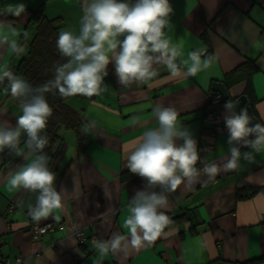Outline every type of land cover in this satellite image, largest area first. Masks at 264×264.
Instances as JSON below:
<instances>
[{
    "label": "crops",
    "instance_id": "0c3cea01",
    "mask_svg": "<svg viewBox=\"0 0 264 264\" xmlns=\"http://www.w3.org/2000/svg\"><path fill=\"white\" fill-rule=\"evenodd\" d=\"M18 3L27 6L26 14L0 15V70L11 71L25 53L27 42L23 44V40L33 37L29 17L36 9H43L49 17H60V32L78 35L80 31L83 0H0V8ZM170 3L174 9L173 29L167 37L173 44L182 45V55L176 59L181 67L179 75L172 76L166 66L159 65L158 75L148 83L122 86L114 64H110L105 77L108 92L92 100L80 96L68 100L83 116L89 145L79 150L75 133L66 130L62 139L46 151L51 158L49 168L57 177V191L62 194L63 209L58 212L59 220L49 217L41 222L54 221L61 224L59 227L33 238L28 228L33 221L28 205H35V194L10 189L9 173L34 157L26 161L7 150L0 153V261L20 257L22 264H244L264 255V191L251 198L236 197V191L248 184L264 188V152L256 155V163L241 160L239 171L220 170L211 177L201 173L197 182L183 183L174 192L165 193L168 207L162 211L169 219L182 213H188L189 218L166 228V235L153 244L103 258L94 247L95 240H107L113 233L127 235L123 222L130 215L129 204L146 183L126 167L127 156L144 132L158 129L152 115L157 104L174 108L178 121L197 140L199 153L208 163L222 166L229 154L228 133L214 135L213 123L206 114L215 109L224 120L225 103L235 104L246 88L244 81L228 88L225 74L251 60L258 70L252 78L255 100L250 105L264 124V0ZM12 41L22 51L14 52ZM196 50H204L202 63L208 57L212 62L190 76L182 62L190 64L189 53ZM216 83L224 85L229 98L212 105ZM20 115L9 87L0 83V124L14 127ZM133 117H139L140 124L134 125ZM209 144L211 149L204 150ZM21 151L26 152L23 144ZM74 225L84 232L81 244Z\"/></svg>",
    "mask_w": 264,
    "mask_h": 264
},
{
    "label": "clouds",
    "instance_id": "9594fccd",
    "mask_svg": "<svg viewBox=\"0 0 264 264\" xmlns=\"http://www.w3.org/2000/svg\"><path fill=\"white\" fill-rule=\"evenodd\" d=\"M26 12L23 3L0 8V15L20 17ZM173 12L170 0H83L79 34L63 30L56 40L60 56L67 59L55 66L53 79L34 87L10 70H0V83L7 80L11 96L22 109L14 127L0 124V153L7 150L26 161L34 157L9 173L10 189L35 194V205H28V215L33 221L39 223L49 217L59 220L58 212L63 209L62 194L56 188L57 177L49 168L51 158L45 152L49 140L43 133L53 115L46 94L58 92L62 98L100 96L109 91L105 77L109 75L110 64H114L122 86L148 83L158 75L159 65L166 66L172 76L179 75L181 67L176 59L182 55V45L173 44L167 37V32L173 29ZM10 47L17 53L22 51L15 41ZM203 51L189 53L190 64L182 62L187 75L195 76L210 66L211 57L201 62ZM224 108L230 147L222 166L201 158L197 140L178 121L174 108L160 104L153 108L152 115L159 127L143 133L127 156L126 164L131 173L146 181L145 188L136 191L129 204L130 215L123 222L127 235L117 232L107 240L94 241L101 258L127 254L130 249L149 246L166 235L171 221L162 211L168 207L165 193L174 192L183 183L197 182L202 171L211 177L220 170L239 171L241 160L256 163V155L264 152V124L253 123L247 108L237 112L232 102H226ZM140 122L139 117L132 118L134 125ZM22 144L26 152L21 151ZM242 148L252 151L242 152ZM198 163H203L204 168H197Z\"/></svg>",
    "mask_w": 264,
    "mask_h": 264
},
{
    "label": "trees",
    "instance_id": "16d2710c",
    "mask_svg": "<svg viewBox=\"0 0 264 264\" xmlns=\"http://www.w3.org/2000/svg\"><path fill=\"white\" fill-rule=\"evenodd\" d=\"M29 23L34 27L33 37L28 41L24 38L23 44L27 42L26 51L11 72L26 79L35 87L53 79L55 66L65 63L67 58L61 57L56 48V40L62 27L60 17H49L44 13L43 9L39 8L31 12ZM203 36L205 40H208L206 34ZM210 52L211 49L209 48L208 53ZM257 68L254 61L245 60L225 74L224 83L229 88L238 82L244 81L246 83L244 93L247 95L249 101L253 103L255 96L252 78L258 70ZM4 83L6 87H9L7 80ZM9 95L11 96L10 88ZM76 96L88 100L95 98V96ZM71 97L73 96L62 98L58 92L56 94L51 92L46 94V99L53 109V115L49 119L47 129L43 133L49 140L45 152L62 139V132L66 130H72L75 133L76 144L79 150L84 151L88 148L89 139L84 126L83 116L79 110L75 109L68 102ZM12 98L22 112L19 101L14 97ZM259 191H264V188L248 184L236 191V197L237 199L251 198ZM187 214L182 213L170 218V226L182 223L188 219ZM244 264H264V255L251 259Z\"/></svg>",
    "mask_w": 264,
    "mask_h": 264
},
{
    "label": "built area",
    "instance_id": "2783aa9c",
    "mask_svg": "<svg viewBox=\"0 0 264 264\" xmlns=\"http://www.w3.org/2000/svg\"><path fill=\"white\" fill-rule=\"evenodd\" d=\"M222 100H223V96L220 93L214 92L211 95L210 103H212V105H213V104L219 103ZM206 118L213 123V131L212 132L214 135L217 133H228V130L225 127L224 120L221 119L220 113L217 110L209 109L207 111ZM211 147H212V144H209L207 146H204L203 149L209 150V149H211ZM200 156L202 159H204L202 154H200ZM197 168L203 169L204 164L199 163ZM201 173H205V172L202 171ZM11 208L13 209V206H11ZM60 225L61 224L56 223L54 221H47V222H41L40 221L39 223L32 221L30 223V225L28 226V228H29L30 232L32 233L33 238L37 239L40 236H42L43 234H45L46 232L52 231L55 229V227H57V226L59 227ZM74 234H75L77 241L80 244L85 241L84 232L82 231V229H80L76 225H74ZM0 264H22V258L17 257L13 261L9 260V259H4L3 261H0Z\"/></svg>",
    "mask_w": 264,
    "mask_h": 264
},
{
    "label": "water",
    "instance_id": "95a60500",
    "mask_svg": "<svg viewBox=\"0 0 264 264\" xmlns=\"http://www.w3.org/2000/svg\"><path fill=\"white\" fill-rule=\"evenodd\" d=\"M214 90L221 93L224 98H229V94L227 92V89L224 87V85L222 83H216L214 85ZM235 104H236L237 112H239L240 109H242V108H247L249 115L251 117H253V123H261L259 121V119H257V117L254 115L253 110H252L251 105H250V101L245 94L239 96L237 98V100L235 101Z\"/></svg>",
    "mask_w": 264,
    "mask_h": 264
},
{
    "label": "rangeland",
    "instance_id": "374dc122",
    "mask_svg": "<svg viewBox=\"0 0 264 264\" xmlns=\"http://www.w3.org/2000/svg\"><path fill=\"white\" fill-rule=\"evenodd\" d=\"M30 31H33L31 28H30ZM30 33V32H29ZM30 37H31V35H30ZM24 50V49H23ZM25 50H26V48H25Z\"/></svg>",
    "mask_w": 264,
    "mask_h": 264
}]
</instances>
